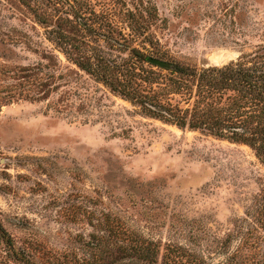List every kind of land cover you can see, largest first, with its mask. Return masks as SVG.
Segmentation results:
<instances>
[{"label":"rangeland","instance_id":"1","mask_svg":"<svg viewBox=\"0 0 264 264\" xmlns=\"http://www.w3.org/2000/svg\"><path fill=\"white\" fill-rule=\"evenodd\" d=\"M74 8L82 16L66 24ZM54 29L77 37V59L153 94L162 84L146 76L171 68L138 50L197 69L264 62V0H0V222L17 246L85 264L115 226L160 247L156 264H264L256 151L147 115L76 64Z\"/></svg>","mask_w":264,"mask_h":264},{"label":"trees","instance_id":"2","mask_svg":"<svg viewBox=\"0 0 264 264\" xmlns=\"http://www.w3.org/2000/svg\"><path fill=\"white\" fill-rule=\"evenodd\" d=\"M72 14L73 19L70 17ZM39 21H48L39 13ZM82 13L72 9L65 19L66 24L75 25ZM53 40L81 68L97 76L113 91L124 95L144 112L180 128L201 130L210 135L251 146L264 163V62L254 64L244 61L231 62L224 66H209L197 69L179 62H172L169 76L151 71L146 76L149 83L162 84L157 93L141 91L130 81H119L111 65L77 59V37L54 29ZM137 56L145 62L150 55L137 51ZM256 55L254 58H262ZM167 70V69H165ZM161 80H164L162 82ZM181 94L194 99V103L182 108L163 101L166 95ZM264 215V208H263ZM110 238L106 245L101 241L95 260L85 264H156L159 248L152 242L133 239L130 233L119 227H110ZM113 236V237H111ZM94 244V243H93ZM96 248V247H95ZM163 264H178L170 255H164ZM0 262L1 264H44L33 254L17 246L8 229L0 222ZM46 262V260L44 261ZM48 262V260H47ZM46 264V263H45ZM76 264V263H73Z\"/></svg>","mask_w":264,"mask_h":264},{"label":"water","instance_id":"3","mask_svg":"<svg viewBox=\"0 0 264 264\" xmlns=\"http://www.w3.org/2000/svg\"><path fill=\"white\" fill-rule=\"evenodd\" d=\"M148 61L149 63H152L156 66H159V67H162V68H172L173 67V64L166 61V60H163V59H160V58H157V57H153V56H149L148 57Z\"/></svg>","mask_w":264,"mask_h":264}]
</instances>
